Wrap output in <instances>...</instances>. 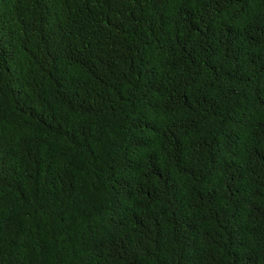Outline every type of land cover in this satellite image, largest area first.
I'll use <instances>...</instances> for the list:
<instances>
[{
	"label": "trees",
	"instance_id": "trees-1",
	"mask_svg": "<svg viewBox=\"0 0 264 264\" xmlns=\"http://www.w3.org/2000/svg\"><path fill=\"white\" fill-rule=\"evenodd\" d=\"M0 264H264V0H0Z\"/></svg>",
	"mask_w": 264,
	"mask_h": 264
}]
</instances>
